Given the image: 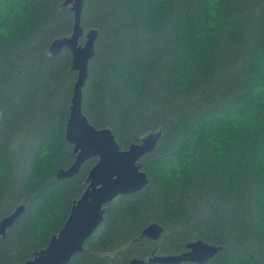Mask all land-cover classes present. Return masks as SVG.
Listing matches in <instances>:
<instances>
[{
	"label": "trees",
	"instance_id": "trees-1",
	"mask_svg": "<svg viewBox=\"0 0 264 264\" xmlns=\"http://www.w3.org/2000/svg\"><path fill=\"white\" fill-rule=\"evenodd\" d=\"M80 23L97 30L88 122L122 149L158 136L139 159L145 187L107 203L68 264H128L197 239L221 247L202 264H264V0H83ZM72 26L64 0H0V219L24 205L0 234V264L46 246L97 160L58 176L75 157L77 73L70 50L50 46ZM151 222L163 227L154 241L141 235Z\"/></svg>",
	"mask_w": 264,
	"mask_h": 264
},
{
	"label": "water",
	"instance_id": "water-1",
	"mask_svg": "<svg viewBox=\"0 0 264 264\" xmlns=\"http://www.w3.org/2000/svg\"><path fill=\"white\" fill-rule=\"evenodd\" d=\"M73 12V26L69 36L54 40L50 52L62 47L71 52V68L77 76L73 85L69 114L65 126V138L72 144L75 154L72 164L58 172L60 177L72 176L89 158L97 160L89 169L87 187L74 201L61 227L45 247L35 252L32 259L21 264H68L74 253L83 248L85 240L93 234L103 220L104 206L118 195L139 192L148 182L139 159L151 151L158 135H148L138 143L122 149L109 127L95 128L82 112V87L88 75V62L94 53L96 29L84 30L81 26L83 0H64ZM83 38V42L80 40ZM24 210L19 205L0 219V234L10 227ZM163 227L157 222L147 224L141 232L143 237L157 240ZM185 250L172 254H152L147 259L133 257L128 264H202L220 249L219 245L201 239L186 244Z\"/></svg>",
	"mask_w": 264,
	"mask_h": 264
},
{
	"label": "rangeland",
	"instance_id": "rangeland-1",
	"mask_svg": "<svg viewBox=\"0 0 264 264\" xmlns=\"http://www.w3.org/2000/svg\"><path fill=\"white\" fill-rule=\"evenodd\" d=\"M231 120L234 122V123H240L241 126H244V129L248 128V126H250V123H249V120H247V117L245 118V116L243 115H240V114H234L231 118ZM240 128V126H237Z\"/></svg>",
	"mask_w": 264,
	"mask_h": 264
}]
</instances>
